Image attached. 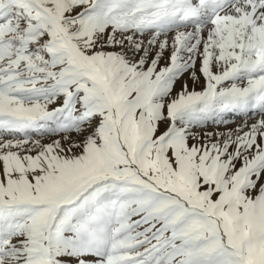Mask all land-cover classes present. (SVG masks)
Segmentation results:
<instances>
[{"label":"snow or ice","instance_id":"snow-or-ice-1","mask_svg":"<svg viewBox=\"0 0 264 264\" xmlns=\"http://www.w3.org/2000/svg\"><path fill=\"white\" fill-rule=\"evenodd\" d=\"M0 264H264V0H0Z\"/></svg>","mask_w":264,"mask_h":264},{"label":"rangeland","instance_id":"rangeland-1","mask_svg":"<svg viewBox=\"0 0 264 264\" xmlns=\"http://www.w3.org/2000/svg\"><path fill=\"white\" fill-rule=\"evenodd\" d=\"M237 121L238 120H235V121L231 122L229 125H227V127H235L236 124H237ZM224 127H225L224 125H219V126H217V125H210L206 130L207 131H210V132L211 131H218V130H223Z\"/></svg>","mask_w":264,"mask_h":264},{"label":"bare ground","instance_id":"bare-ground-1","mask_svg":"<svg viewBox=\"0 0 264 264\" xmlns=\"http://www.w3.org/2000/svg\"><path fill=\"white\" fill-rule=\"evenodd\" d=\"M237 123H239V121H237Z\"/></svg>","mask_w":264,"mask_h":264}]
</instances>
